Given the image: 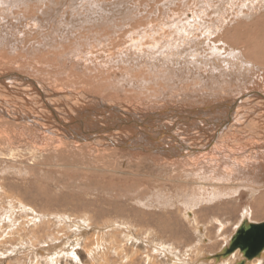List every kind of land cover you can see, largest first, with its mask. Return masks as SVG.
I'll use <instances>...</instances> for the list:
<instances>
[{
	"label": "rangeland",
	"instance_id": "1",
	"mask_svg": "<svg viewBox=\"0 0 264 264\" xmlns=\"http://www.w3.org/2000/svg\"><path fill=\"white\" fill-rule=\"evenodd\" d=\"M154 45L162 62L147 57ZM230 49L264 80V0H0V74L46 92L182 112L241 93L225 74L205 81L210 58L225 60ZM7 119L0 112V264H217L205 256L228 242L245 213L264 221V182L233 191L222 180L240 173L233 159L244 158L238 167L247 172L260 162V141L227 135L207 149L211 168L203 160L183 171L144 162L147 152L117 150L126 144L102 135L57 147L44 131ZM222 162L225 170L212 169ZM169 175L203 184L161 179ZM80 223L81 240L72 231ZM68 241L73 252L53 262L41 252Z\"/></svg>",
	"mask_w": 264,
	"mask_h": 264
},
{
	"label": "bare ground",
	"instance_id": "2",
	"mask_svg": "<svg viewBox=\"0 0 264 264\" xmlns=\"http://www.w3.org/2000/svg\"><path fill=\"white\" fill-rule=\"evenodd\" d=\"M250 2H253V0H250ZM196 19L195 21H188L184 25L188 24L191 27L192 24L195 27ZM186 31L183 29V34L180 38L182 37L183 39ZM158 53L160 51L154 45L153 50L150 49L148 51L147 57L150 61L162 62V60L156 58ZM228 53L229 56L226 59L224 58L225 60H223L222 55L220 56V53H215L210 58L209 70L211 75H207L205 81L207 78L215 80L219 74H225L226 78L237 84V87L241 89V93L237 95L230 94L224 100H222L221 96L209 98V102L205 100L203 105L190 106L191 108H185L182 112L176 110L172 112L155 110L154 112L145 113L133 107H125L118 103L96 100L82 95L74 96L46 92L44 89H38L35 85L26 83L12 74H0V112L12 117L13 120L16 118L15 121L20 120L14 122L12 119H7L8 122L29 124L44 131L46 133L43 134L45 140L46 137L48 139L52 137L53 140H56L57 147L81 143L83 139L93 142L96 136L102 135L103 138L100 140L103 143L107 141L113 144H126L124 145L125 147H118L117 150L127 147L138 149L147 152L143 155L144 162L151 158L152 162L157 161L166 167L180 168L183 171L197 167L203 160L207 164L206 167L211 168L212 156L207 155V149L220 139L226 138L227 135L237 133L246 138L245 140L260 141V146L255 145V148L260 150L257 156L260 162L247 172L238 167L245 160L244 158L233 159L232 166L240 173H227L226 171V177L222 178V180H227L229 184H235L230 185L233 186V191L237 190L236 186L241 187L243 185L259 189L264 186L262 184L260 187L256 182H264V80L256 76L255 67L245 68L238 66L235 62V57L231 56L232 49ZM174 66L179 68L178 62L175 60ZM258 78H261V80ZM176 112L179 113L175 114ZM89 133L97 134L91 136ZM246 157L249 156L246 155ZM224 164L228 165L222 162L212 169L219 170V168H222L225 170ZM186 167L188 168L187 170H185ZM144 173L146 172H136V174L149 176ZM200 173L198 172V174ZM258 176L261 178L259 179ZM169 177L172 178L161 179L188 184L191 187L203 184L201 177L189 178L176 175H169ZM230 177H233L234 180H229L228 178ZM244 177L249 183L244 181ZM161 179L159 178V180ZM204 179L211 182L214 179L213 174L210 173V179H207V177H204ZM243 182L244 184H241ZM209 186L210 184H206L205 187L208 188ZM243 220L249 223H259L250 220L245 213L236 229ZM83 226L81 223L76 224L72 230L79 240L84 235L82 230L85 228ZM77 239L75 238L74 241L76 242ZM71 242L68 241L62 246L52 245L41 252H47L46 259L49 262H53L59 258V251L67 254L73 252V247L69 248L73 245ZM228 242L224 245H227ZM87 246L84 243V248ZM53 252L56 254H53ZM164 253L170 258L171 252L168 249L164 250ZM236 253L237 258L233 264L241 261L244 264H253V260H255L253 258L258 257L257 261L264 259V248L259 256L253 258H244L239 250H235L223 258L220 256V258L216 259L214 254L211 256L203 255L206 257L203 258L205 259L204 261H207L208 258H213V262L217 264L222 259L223 262L229 264ZM175 259H177L175 264H187L188 262L182 258Z\"/></svg>",
	"mask_w": 264,
	"mask_h": 264
},
{
	"label": "water",
	"instance_id": "3",
	"mask_svg": "<svg viewBox=\"0 0 264 264\" xmlns=\"http://www.w3.org/2000/svg\"><path fill=\"white\" fill-rule=\"evenodd\" d=\"M264 248V221L259 223H249L243 220L236 231L232 234L227 245L221 247L214 254L216 259L223 258L239 250L244 258H253L260 255ZM236 264H244L243 261Z\"/></svg>",
	"mask_w": 264,
	"mask_h": 264
}]
</instances>
